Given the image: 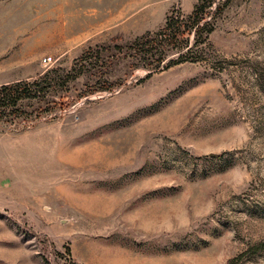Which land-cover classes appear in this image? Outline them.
I'll list each match as a JSON object with an SVG mask.
<instances>
[{"label": "rangeland", "instance_id": "obj_1", "mask_svg": "<svg viewBox=\"0 0 264 264\" xmlns=\"http://www.w3.org/2000/svg\"><path fill=\"white\" fill-rule=\"evenodd\" d=\"M196 1L0 0V86L63 81L0 121V264H264V0L201 61L109 64Z\"/></svg>", "mask_w": 264, "mask_h": 264}, {"label": "trees", "instance_id": "obj_2", "mask_svg": "<svg viewBox=\"0 0 264 264\" xmlns=\"http://www.w3.org/2000/svg\"><path fill=\"white\" fill-rule=\"evenodd\" d=\"M232 1L197 0L188 15H184L180 10H172L167 15L164 25L158 30L148 32L125 46L115 48V53L109 58V64L123 56L131 67L153 71L173 64V60L166 61L167 56L172 52L178 53L175 62L201 61L200 54L202 49L208 45L209 35L214 31L225 7ZM86 61V55L79 59V70L86 67ZM61 83H63L62 80L52 77L48 72L32 80L1 85L0 121L16 124L27 122L28 118L22 110L23 102L45 103V111L61 108L63 105L61 97L58 102L51 99V92L59 88ZM110 89L111 85L104 81L103 87L96 91L103 92L110 91Z\"/></svg>", "mask_w": 264, "mask_h": 264}, {"label": "built area", "instance_id": "obj_3", "mask_svg": "<svg viewBox=\"0 0 264 264\" xmlns=\"http://www.w3.org/2000/svg\"><path fill=\"white\" fill-rule=\"evenodd\" d=\"M49 61H50V58H47V59L43 60L44 63L49 62Z\"/></svg>", "mask_w": 264, "mask_h": 264}]
</instances>
